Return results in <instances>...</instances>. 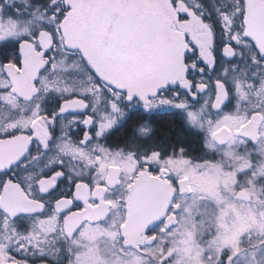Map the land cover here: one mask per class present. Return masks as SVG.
I'll return each instance as SVG.
<instances>
[{
    "label": "rangeland",
    "instance_id": "1",
    "mask_svg": "<svg viewBox=\"0 0 264 264\" xmlns=\"http://www.w3.org/2000/svg\"><path fill=\"white\" fill-rule=\"evenodd\" d=\"M61 1L0 0V48L2 44H13L23 39L36 40L37 42L41 34H51L54 31L52 25L57 19L56 17L59 16L60 8L65 6L60 3ZM79 1L81 0H68L67 2L75 4ZM207 1L206 3L202 0H164L163 2L167 7L166 11L179 3H181L180 6L186 7L185 12L181 7L178 8L181 13H186V16L182 17L183 20L180 21L181 28L190 33L191 39L202 49L203 58L209 62L210 49L207 48L211 41L209 30L213 28V38L218 43L221 42L223 32L227 33L226 31L230 30V25H233L232 28L235 27L234 19L238 17V10L244 6V0H227L224 5L219 4L218 0ZM171 10L175 12L172 8ZM207 13L209 15H206ZM67 29L69 28L67 27ZM232 33L234 30H230V35ZM53 38L59 39L56 34L53 35ZM238 42L239 46L244 45L241 38ZM78 43V41L67 40V44L70 46H80ZM56 49L51 48L46 55V68L38 76V95L26 104L17 103L5 91V88L9 87V82L5 79L4 63H14V55L10 50H3V56L0 55V87L2 88L0 97H3L1 103L4 107L0 111V135L6 126L10 125L12 129L27 124L18 120L30 122L39 118L49 119V114L44 113V103H55L74 93H80L81 96L88 94L87 97L91 101L88 104L90 111L99 114L97 135L104 136L112 127L114 128L123 121L128 108L120 109L116 105V96L111 95L109 98L102 95L99 85L79 65V61L62 53L57 46ZM248 49V47L245 48V50ZM250 51V55H253V48H250ZM88 56L90 64L94 68L107 74L104 64L98 62L91 54ZM207 66L210 72L204 71V69L199 72V69H196L198 72L195 71L192 76V86L185 85L186 81L182 80L184 85L182 83H179L178 86L172 84L170 89L167 88L162 95L151 92L143 94L139 91L137 93L141 101L137 103L139 104L138 109L141 111L180 109L188 121L192 116H197L204 122L205 130L194 127L196 131L201 132L203 137L201 143L206 156L202 160L186 155L181 149L168 154L155 152V150L140 153L126 148L124 150L114 149V147L109 148L104 144L103 146L90 145L88 149H77L63 139L64 136L60 134V131L59 135L56 132V136H51V141L46 148V150H53L59 145L58 161L63 159L64 151L72 152L71 157L64 156L67 158L65 164L79 174H84L87 171L93 179L98 178L99 181L107 175L108 170L118 166L121 170L119 190L123 192L125 199L132 198L133 184L140 178L151 176L162 184L164 183L170 190L168 201L171 211L163 227L166 228L168 221H176L171 230L166 231L167 234L164 233L165 237L166 235L167 238L169 237V251L171 250L175 254L172 255L170 252L169 264L212 263L216 257L213 242L218 235H226L229 238L238 237L245 247L243 236V233L246 232L245 224L249 220L250 230L254 232L253 222H259L252 213V215L244 214V206L235 199H237L236 193L245 188L249 189L248 184H250L252 193L260 192L258 189L264 186V135L256 142H248L237 138L234 133L246 121H251L255 126L259 125L257 130L264 131V120L260 124H256V119H253L264 115V62L252 61L248 56L246 59L236 56L232 61L220 63L215 69L210 67L209 63ZM108 76L112 77L110 74ZM216 81L223 82L229 92L228 104L218 111L212 108ZM126 89L130 91L128 94L126 93L128 103L123 104L124 106L129 104L131 96L134 95L132 88ZM103 105L107 106L105 113H102L99 107ZM225 117H243V119L234 125L228 121L231 134L234 137L232 143L216 144L207 135V122L211 120L215 124L218 121H223ZM143 128L147 130V126ZM56 152L54 150L43 152L42 159L36 166L47 167L51 162H55ZM145 157H147V161ZM25 166L34 167L35 165L26 163ZM40 172L43 174L45 169ZM17 173L20 180L22 178L26 181L31 179L26 178L28 176L24 168ZM10 175L12 173L9 172L4 176L6 178ZM4 176L0 175V183L3 182L1 180ZM260 177L263 179L262 182L258 180ZM183 180H186L192 189L191 192L180 191L179 184ZM262 193L263 195L258 197L260 199H257L256 196L253 197L261 207L264 204V200H262L264 192ZM262 213L264 217L263 207ZM124 219L128 224L129 222L133 223L131 215L124 216ZM51 220L43 218L40 222L35 223L36 228L32 223L26 224L27 235L23 240L29 250L35 251L40 239L35 235L40 233L46 234L44 243L51 244L49 238L51 233L40 230L41 225L45 229L55 227L56 223ZM262 222L264 231V218ZM16 235V228L0 219V253L4 252L6 248H15L18 243ZM122 235L124 236L123 240L129 239L128 241H130L132 239L133 246H137L138 243L150 242V246L154 250L153 256L156 259L152 264L163 262L161 260L165 251L163 249L168 246V243L164 240L165 237L162 233L159 235L152 229L149 232L140 229L134 234V231L128 226L123 228ZM42 245L43 243L40 247ZM80 250L83 251V249ZM92 252L90 254L95 258ZM2 258L3 256L0 257V259Z\"/></svg>",
    "mask_w": 264,
    "mask_h": 264
},
{
    "label": "flooded vegetation",
    "instance_id": "2",
    "mask_svg": "<svg viewBox=\"0 0 264 264\" xmlns=\"http://www.w3.org/2000/svg\"><path fill=\"white\" fill-rule=\"evenodd\" d=\"M68 0H62L60 3L65 4V6L60 8L59 16H57L55 22L52 25L54 30L51 34H44L48 36L47 49L43 46L42 42L38 38L36 40H20L19 42H14L13 44H7V47L4 49L10 50L14 55V63L6 62L5 64H12L14 68L21 69V60L19 44L22 41L28 42L33 51L34 56H36L39 61L42 63V68L39 69L36 73L34 86L32 87V92L29 95H21L16 90L11 83V80L5 71V79L9 82V87L5 88L6 93L10 94L14 101L17 103H29L38 95V83L39 75L46 68V58L47 53L53 48H57L62 52L68 55L69 57L76 58L79 61V65L92 77V79L99 85L102 95L109 97L113 95L117 97L116 105L121 109L122 107L128 108L126 111L123 121L112 127L104 136L101 134L97 135V126H98V115L95 114L89 109L90 99L87 97L88 94L82 95L80 93H74L69 97H64L57 100L55 103H44L45 110L44 113L49 114L48 118H39L34 121H24L18 120L19 122H25L27 124H22L14 128L5 127L3 132L0 135V145L8 141H16L19 143V148L14 153H19L18 158L6 166L3 169H0V175L4 176L9 172L12 175L5 176L0 183V219L12 224L17 231L18 243L15 245V248H6L4 252L0 253V264H69V255L66 251L68 245L62 239L63 231L79 221L81 217L84 216H96L100 215L101 218L96 221L95 219L89 224L88 221H84L80 224L77 230V238L80 239V234L84 233V238L82 240L83 244L89 245L95 251L96 248L100 249L99 256L101 259L106 260L109 264L112 262H117V264H152L155 262L153 256L154 250L148 243H138L137 246H133L132 239H124L122 235V230L124 227L130 226L134 231V234L140 229L145 231L155 230L159 235L163 234L166 231L171 230L173 224H176V221H168L166 228L163 227L164 222L167 219L168 214L171 211L169 207L170 199V190L164 183L161 184L168 192L167 201L164 205L162 213L159 218H148L145 223H142L138 219V202L136 198V187L138 179L135 184H133V196L130 199H125L123 192L119 190L121 186V170L118 166V183L115 185L108 184V172L100 181L98 178H92L91 174L84 172V174H79L74 172L72 168L65 164L67 158L64 156L71 157L72 152H65L63 159L60 161L57 160L60 156L59 145H57L53 150L57 151L56 161L51 162L49 166L37 167V163L42 159L43 152H52L53 150H46L51 136L54 137L60 134L64 136L63 139L73 148L77 149H88L90 145H102L109 148L121 149L124 150L125 147L122 145L110 146L106 144L107 136L114 130L122 127L128 120L129 114L134 112L145 115H153L154 113H163L164 111H169L170 109H161L154 112H148L146 110L138 109V102H141L138 98V91L147 94L151 92L152 94L162 95L166 89H170L171 85L178 86L179 83L184 85L192 86V76L196 69H204L206 66L208 69V63L214 61V69L219 66L222 62L232 61L236 56H239L242 59H246L247 56L250 60L264 62V43L255 36L248 24L249 14L253 7L248 5L244 0V6L238 10V17L234 19V28L230 25V30H234V33L230 35V30L226 31L221 42H217L214 36V30L211 28L210 36L211 41L210 45L207 47L210 49L209 52V62L203 58L202 49L197 45L193 39H191L190 33L186 32L181 28L182 17L186 16V13H181L180 9L185 12L186 7L180 6L181 3L176 4V6L170 7L169 11H166V5L163 2L164 0H128V3H142V11L146 14L158 13L162 18L168 20V29L170 31L171 37L177 39L179 48L181 51V58L184 66L183 74L178 77L176 80L172 81L168 75L163 72H150L146 76L136 77V79L130 78L127 73L124 71V64L121 50L114 51L113 49H108L100 45L99 39L97 38L96 33L92 29L90 21L94 13L102 2L106 0H81L75 4H70ZM115 1H125V0H115ZM264 3V0H255V4ZM171 8L175 11L173 12ZM64 26H63V25ZM67 27L69 29H67ZM67 30V31H66ZM225 31V30H224ZM59 38H53V35ZM42 35V34H41ZM238 36V39H237ZM68 37V38H67ZM244 41V45L239 46V39ZM78 41L80 46H70L67 44V40ZM6 44H2L4 46ZM1 46V47H2ZM239 46V47H238ZM248 47V50L245 48ZM250 48H253V55L251 54ZM2 51V52H1ZM88 54H91L101 64H104L107 74L104 71H98L96 68L90 64L88 59ZM0 55L3 56V50L0 48ZM110 74L112 77H109ZM217 81L215 82V84ZM223 83V82H221ZM224 84V83H223ZM225 86V84H224ZM126 88L133 89V96L129 101V104L126 99V93L129 91ZM191 90L192 87H190ZM2 88L0 87V91ZM226 100L217 110L223 109L228 104L229 92L226 89ZM1 94V93H0ZM3 97H0V111H2L1 100ZM75 101L77 104L71 106L70 104H65V102ZM104 101V100H103ZM102 101V102H103ZM101 102V103H102ZM72 109H70V107ZM105 106V107H103ZM99 106L101 112L105 113L106 105ZM6 108V107H5ZM258 117V116H257ZM261 117V116H259ZM1 118V114H0ZM262 122V121H261ZM52 123V124H50ZM244 124L250 125V130L252 134L255 135L258 126L249 123L246 121ZM242 124L240 128L244 125ZM237 138L245 140L248 142H253L250 137H245L243 135L234 133ZM261 136L259 140L262 138ZM56 139V138H54ZM56 144V143H55ZM94 150V149H93ZM130 150V149H128ZM99 153V151H96ZM69 159V158H68ZM26 163L29 165L34 163V167L25 166ZM24 168L26 177L29 180L22 178L19 179L18 171ZM43 169L45 172L42 174ZM109 171V170H108ZM17 173V174H16ZM62 174V175H61ZM264 174V173H263ZM151 177V176H149ZM153 178V177H151ZM258 180H261L260 177ZM256 185V184H255ZM254 185V186H255ZM249 189H243L241 193H244L243 198H237L235 201L241 202L244 206V214L250 215L251 213L254 217L258 218L259 222H253L254 232L250 230V222L247 221L246 232L243 233L245 239V249L249 252H255L259 242L264 241V231L261 225L263 220L262 207L264 204L258 206L256 199L253 197L256 196L257 199L259 195H263L264 186L259 188L260 192H253L248 184ZM82 189V192L78 190ZM251 191V193H250ZM128 192V191H127ZM240 193V192H239ZM260 193V194H259ZM237 194V193H236ZM8 196L6 201V207L1 205L2 198ZM264 200V199H262ZM69 205H72V209L68 212L61 214L63 209L67 208ZM258 206V207H256ZM42 207V210H41ZM79 209V211H76ZM251 214V215H252ZM131 215L133 218V223L128 224L127 220L124 219V216ZM46 219H52L55 224V232L51 233L49 238L51 239V244L48 245L44 243V238L46 234H38L35 237L39 239L38 246L35 251L29 250L25 245L26 242L23 238L27 235L25 228L27 225L31 224L34 228L37 227L35 223L40 222ZM171 222V223H170ZM127 223V224H126ZM27 224V225H26ZM35 230V229H34ZM136 230V231H135ZM29 233V232H28ZM167 234V232H166ZM42 235V236H40ZM168 246L163 250L164 255L161 259L163 262L158 264H169L170 256L175 255L169 247V237L164 238ZM125 241V244H124ZM43 243L42 247L41 244ZM154 247V244H152ZM43 249L44 255H40V250ZM75 251V249H74ZM171 252V254H170ZM94 257L89 254L87 264H98L97 253L92 252ZM159 253V252H157ZM155 253V254H157ZM183 254V253H182ZM202 258V257H200ZM214 258L213 262L215 261ZM202 260V259H201ZM203 261V260H202ZM209 263V264H213ZM184 264V263H183Z\"/></svg>",
    "mask_w": 264,
    "mask_h": 264
},
{
    "label": "water",
    "instance_id": "3",
    "mask_svg": "<svg viewBox=\"0 0 264 264\" xmlns=\"http://www.w3.org/2000/svg\"><path fill=\"white\" fill-rule=\"evenodd\" d=\"M248 5H253L248 20L251 32L264 43V3L255 4V0H246ZM92 13L93 18L88 21L99 39V44L123 52L124 71L131 80L136 77L146 76L150 72H163L174 81L183 74V62L178 41L171 37L168 29V20L161 19L157 14H146L142 11V3H128V0L117 2L106 0L97 5ZM48 36L41 35L43 46L47 43ZM30 44H19L21 69L14 68L12 64H5L6 72L12 82L14 90L21 95L32 92L36 73L42 68V63L34 56ZM216 97L213 108L217 110L226 100V91L222 83L216 84ZM219 98V99H218ZM73 106L77 102H65ZM219 105V106H217ZM70 109H72V107ZM259 119V117H257ZM247 131L252 135L250 125L246 124L241 132ZM222 132L221 135H227ZM218 142V141H216ZM221 143V142H218ZM225 143V142H223ZM19 148L16 141H8L0 145V169L13 163L19 153H14ZM108 184L118 183V168H111L108 172ZM181 192H190L186 181L180 182ZM138 219L145 223L149 217H159L166 202L167 192L155 179L144 178L137 184ZM82 189L78 190L79 192ZM244 194H239L243 197ZM8 196L2 198V206L6 207Z\"/></svg>",
    "mask_w": 264,
    "mask_h": 264
},
{
    "label": "trees",
    "instance_id": "4",
    "mask_svg": "<svg viewBox=\"0 0 264 264\" xmlns=\"http://www.w3.org/2000/svg\"><path fill=\"white\" fill-rule=\"evenodd\" d=\"M206 1L202 0L205 3ZM218 1L219 4L224 5L227 0ZM202 4L206 7L204 3ZM206 15H209V13ZM6 47L7 44L2 46L1 50ZM204 71L210 72L206 66ZM129 115L128 120L122 127L107 136V145H122L126 149L140 153L155 150V152L168 154L181 149L186 155L188 154V156L200 160L206 156L201 143L203 142L201 132L189 126V121L180 109H170L163 113L145 116L137 112ZM144 126H147V130L143 128ZM141 132L144 134L142 135Z\"/></svg>",
    "mask_w": 264,
    "mask_h": 264
},
{
    "label": "snow or ice",
    "instance_id": "5",
    "mask_svg": "<svg viewBox=\"0 0 264 264\" xmlns=\"http://www.w3.org/2000/svg\"><path fill=\"white\" fill-rule=\"evenodd\" d=\"M47 49V46H45ZM210 67H214V61L209 62ZM220 83V81H217ZM255 86V85H253ZM195 98V97H194ZM219 99V98H218ZM219 106V105H217ZM243 117H225L223 121H218L215 124L211 120L207 122V135L214 141L218 142H227L232 143L234 137L231 134V128L229 126L228 121L234 125ZM253 119H256L255 117ZM264 120V115H261L259 119H256V124H260L261 121ZM251 123V121H249ZM190 127H197L200 130H205L204 122L199 119L197 116H192L189 120ZM146 131V130H145ZM222 132H227V135H221ZM237 134L249 136L250 133L247 131L241 132L240 128L236 129ZM99 135V134H98ZM264 135V131L257 130L255 135H251V139L256 142L259 138ZM211 146V145H210ZM182 151V150H181ZM158 155V154H157ZM147 161V157H145ZM62 175V174H61ZM72 209V205H69L67 208L63 209L61 214H64ZM42 210V207H41ZM79 211V209H76ZM197 214H199L197 212ZM101 218L100 215L96 216H84L81 217L79 221L75 222L71 226L67 227L63 231L62 239L68 245L66 251L69 255V264H87L89 254L93 251V248L89 247L87 244H83L82 240L84 238V233L80 234V239L77 238V230L81 223L84 221H88L89 224L95 219L98 221ZM40 230L48 233L55 232V227H50L48 229L40 226ZM215 245L216 259L213 264H264V241L259 242V245L256 248L255 252L249 253L244 247L243 242L238 237H227L226 235H218L216 240L213 242ZM75 249V251H74ZM80 249H83L81 251ZM97 253V261L98 264H109L108 261L103 260L99 256L100 249H95ZM40 255H44L43 249L40 250ZM211 259V257H209ZM112 264H117V262H112ZM123 264V262H121Z\"/></svg>",
    "mask_w": 264,
    "mask_h": 264
}]
</instances>
